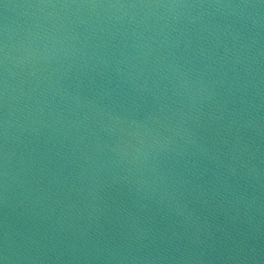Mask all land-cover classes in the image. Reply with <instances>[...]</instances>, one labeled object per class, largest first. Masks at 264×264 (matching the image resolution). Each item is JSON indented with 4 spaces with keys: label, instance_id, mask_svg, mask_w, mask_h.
<instances>
[{
    "label": "water",
    "instance_id": "1",
    "mask_svg": "<svg viewBox=\"0 0 264 264\" xmlns=\"http://www.w3.org/2000/svg\"><path fill=\"white\" fill-rule=\"evenodd\" d=\"M4 264H264V0H0Z\"/></svg>",
    "mask_w": 264,
    "mask_h": 264
},
{
    "label": "snow or ice",
    "instance_id": "2",
    "mask_svg": "<svg viewBox=\"0 0 264 264\" xmlns=\"http://www.w3.org/2000/svg\"><path fill=\"white\" fill-rule=\"evenodd\" d=\"M0 264H4V262H3V260H2V259H0Z\"/></svg>",
    "mask_w": 264,
    "mask_h": 264
}]
</instances>
